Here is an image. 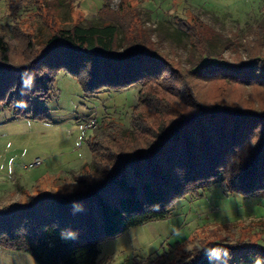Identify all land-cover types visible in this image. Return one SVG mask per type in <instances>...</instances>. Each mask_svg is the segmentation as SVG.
<instances>
[{"label":"trees","instance_id":"1","mask_svg":"<svg viewBox=\"0 0 264 264\" xmlns=\"http://www.w3.org/2000/svg\"><path fill=\"white\" fill-rule=\"evenodd\" d=\"M42 1L7 3L0 28V108L46 118L37 101L53 93L60 70L79 81L85 96L137 85V102L129 128L102 119L90 129L91 161L73 173L72 186H51L26 194L25 202L0 206L1 247L24 251L38 264H96L102 239L165 219L177 200L220 174L228 193L264 192V98L228 99L236 84L264 95V22L244 42V55L234 48V62H206L190 71L160 51L140 15L124 11L129 7L122 0L116 9L104 1L100 24L76 22L68 28L55 27L51 14L45 24L41 10L47 13L50 5L42 7ZM174 21L199 55L208 56L200 17ZM208 86L216 91L213 103L202 98ZM237 222L247 230L244 235L231 228ZM240 223L195 229L170 252L177 255L163 257L168 264H264V219ZM206 229L209 241L202 237L199 248H186Z\"/></svg>","mask_w":264,"mask_h":264},{"label":"rangeland","instance_id":"2","mask_svg":"<svg viewBox=\"0 0 264 264\" xmlns=\"http://www.w3.org/2000/svg\"><path fill=\"white\" fill-rule=\"evenodd\" d=\"M0 0V28L8 12L7 3ZM105 0H69L56 7L53 0H43L47 13L41 10L45 24L54 17L55 27H70L73 23L85 26L100 24L98 9ZM116 9L120 0H109ZM127 10L140 15L142 26L156 41L160 51L167 53L180 64L195 71L209 62L232 63L234 48L244 55V42L252 31L264 22V0H122ZM51 3V4H49ZM53 5L56 10H52ZM133 9V10H132ZM45 13V15H44ZM51 14V17H46ZM198 16L207 29L208 56L201 57L191 37L181 31L174 17L191 19ZM45 25L44 31L49 32ZM9 33V30L7 31ZM121 33V32H120ZM244 57V56H243ZM191 82L197 80L191 78ZM139 86L120 91H100L85 96L79 81L60 70L54 81V91L37 103L45 109L44 119L16 115L12 108H0V206L9 202L27 201L49 187L72 186L83 162L91 161L86 139L90 129L81 130L78 123L95 119H114L129 128L130 113L137 102ZM212 86L203 88L204 102H214L216 91ZM228 99L254 101L264 98L250 86L233 85ZM261 95V96H260ZM264 104V103H262ZM93 127V128H94ZM91 128V129H93ZM39 157L42 163L30 167ZM27 166L29 168H27ZM221 174L210 180L198 192L177 200L165 219L152 220L99 242L96 264H168L164 253L172 258L178 252L172 249L191 235L193 230L239 220L246 224L251 219H264V192L242 196L226 192L220 183ZM243 220V221H241ZM239 223L231 227L244 235ZM207 225V226H206ZM209 229L201 230L194 242L186 246L193 250L201 246L202 237L209 241ZM176 254V255H177ZM0 264H38L24 251L0 246Z\"/></svg>","mask_w":264,"mask_h":264},{"label":"built area","instance_id":"3","mask_svg":"<svg viewBox=\"0 0 264 264\" xmlns=\"http://www.w3.org/2000/svg\"><path fill=\"white\" fill-rule=\"evenodd\" d=\"M95 125H96V120H95V119H88L87 121H81L80 123H78V127H79L81 130L91 129V128H93ZM41 163H42L41 158L36 157V158L31 162V164H30L29 166H30V167H35V166L40 165ZM27 168H29V167L27 166Z\"/></svg>","mask_w":264,"mask_h":264}]
</instances>
